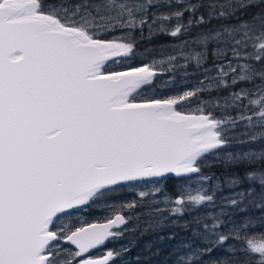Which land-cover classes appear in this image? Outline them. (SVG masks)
<instances>
[{"label":"snow or ice","instance_id":"snow-or-ice-1","mask_svg":"<svg viewBox=\"0 0 264 264\" xmlns=\"http://www.w3.org/2000/svg\"><path fill=\"white\" fill-rule=\"evenodd\" d=\"M137 207L172 264H264V0H0V264H115Z\"/></svg>","mask_w":264,"mask_h":264},{"label":"rangeland","instance_id":"rangeland-1","mask_svg":"<svg viewBox=\"0 0 264 264\" xmlns=\"http://www.w3.org/2000/svg\"><path fill=\"white\" fill-rule=\"evenodd\" d=\"M168 47V45L164 46ZM198 74L189 75L188 77H184L182 72L177 71L176 73H170L168 75L159 76L165 77V80H171V83H166L163 85H159L155 83V92L151 89H148L146 95H156L160 98L175 95L180 91H183L185 88H190L196 84V78ZM158 78V77H157ZM195 105L186 106L184 110H190L194 108ZM213 169L220 170V173H223L224 169L220 167H213ZM213 172V171H211ZM116 205L117 211H112L108 209L104 204L97 205L95 209L97 210V215H84L85 210L76 213L75 219L80 220L81 222H90L94 219H98L100 217H110L118 214L121 212L127 217L130 215L129 210L127 207L123 209L120 208V202H113ZM137 215H131L127 226L120 230L121 235L116 237L111 244H107L103 249V252H106L108 249H115L120 251L121 249H127L126 252H123L122 256L119 257L115 262V264L125 263V264H143L147 260L141 259V257H136L133 261L126 259L127 253L131 252L132 250H137L138 256H147L149 257V253H156L158 251L159 245H161V241L159 237L162 236L163 232H167L169 230H175L177 227H172L171 225H165L162 229H155L154 227L149 226V215L142 211L139 207L136 208ZM171 228V229H170ZM180 229V228H179ZM180 233L183 232L182 230L179 231ZM110 245V246H109ZM158 245V246H157ZM160 251V250H159ZM104 254V253H103ZM101 253V255H103ZM124 261V262H123Z\"/></svg>","mask_w":264,"mask_h":264},{"label":"trees","instance_id":"trees-1","mask_svg":"<svg viewBox=\"0 0 264 264\" xmlns=\"http://www.w3.org/2000/svg\"><path fill=\"white\" fill-rule=\"evenodd\" d=\"M137 36H138V34H137ZM166 40H167L166 37H159V38H156V39L152 40L151 42L143 41V42H141L138 45V49L142 51L143 49L148 48L150 45H154V46H157V47H164V46L168 45L166 43ZM141 60H144L146 62H150V58L148 56H138L136 58V60L134 61V63H138ZM166 81L167 80H165V77H158L156 79V84L163 85V84H165ZM204 171L205 172L213 171V172H216L217 174H219L218 172H220V170H218V169L211 170V169H207V168L204 169ZM167 187L169 189H171V187H172V182L171 181H169L167 183ZM126 198H130V194L127 193V192H125V193H123L121 195L114 196L112 198V202H120L121 203ZM96 206L97 205H94L91 208H87V211H88L87 213L89 214L91 212V215H96V212H97V210L95 209ZM125 207H126V205H125ZM251 214L259 216L261 213L259 211L253 210ZM185 219H187V217H185ZM103 220H104V218L101 219V221H103ZM180 230L181 229L176 228L175 230H169L167 232H163L162 236L164 237V239L160 240L161 241V245H159L158 251L156 253H154V254L149 253V257H147L146 255L145 256H142V255L138 256L137 250H132L131 252L127 253L126 259H129V260L133 261L136 257H141V259L147 260L143 264H172V261L170 259L169 254L171 253V251L173 249V246L175 245L176 241L175 240L170 241L167 238H168V236L172 235L173 233H176L177 239H179L180 237L186 235V233H184V232L180 233L179 232ZM111 243L112 242H109V244H111ZM214 255H220V253L216 252V253H214ZM118 264H120V262H118ZM122 264H125V263H122Z\"/></svg>","mask_w":264,"mask_h":264},{"label":"flooded vegetation","instance_id":"flooded-vegetation-1","mask_svg":"<svg viewBox=\"0 0 264 264\" xmlns=\"http://www.w3.org/2000/svg\"><path fill=\"white\" fill-rule=\"evenodd\" d=\"M87 212H88V211H87V209H86L85 212H84V215H89V217L92 216V215H91V212H90L89 214H88ZM96 213H97V212H96ZM96 215H97V214H96ZM103 218H104V217H100V218H98V219H94V220L90 221L89 223H103V222H105V218H104L103 221H101V219H103ZM107 244H108V243H107ZM107 244H106V245H107ZM103 250H104V249H101V250L97 251L96 253H94V254H92V255L97 256V257H98V256H102L101 253H102V254L105 253V252H103Z\"/></svg>","mask_w":264,"mask_h":264},{"label":"water","instance_id":"water-1","mask_svg":"<svg viewBox=\"0 0 264 264\" xmlns=\"http://www.w3.org/2000/svg\"><path fill=\"white\" fill-rule=\"evenodd\" d=\"M126 226H127V224L124 225V226H122V228H121L120 230L124 229ZM115 239H116V238H114V239H110L109 241H107V242L105 243L104 246H101L100 248H98V249H96V250H93L91 254H94V253H96L97 251L103 249V248L106 246L107 243L112 242V241H114Z\"/></svg>","mask_w":264,"mask_h":264}]
</instances>
